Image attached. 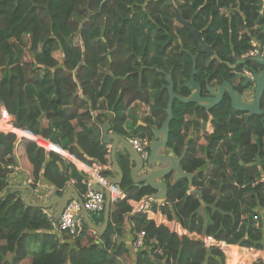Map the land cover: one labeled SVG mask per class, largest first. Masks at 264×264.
Instances as JSON below:
<instances>
[{
    "label": "trees",
    "instance_id": "1",
    "mask_svg": "<svg viewBox=\"0 0 264 264\" xmlns=\"http://www.w3.org/2000/svg\"><path fill=\"white\" fill-rule=\"evenodd\" d=\"M177 11L213 51L197 60L195 78L204 94L215 81L236 83L230 66L238 72L258 69L252 60L239 62L253 49L252 38L264 47V0H0V120L9 118L15 128L49 140L82 160L86 156L110 166L108 149L95 133L103 125L95 114L102 101L118 113L113 129L123 133L126 112L137 101L166 119V75L172 76L176 93L191 94L184 85L190 80L192 56L199 46L192 33L177 23ZM237 83L236 89L244 93L243 83ZM173 112L169 148L179 157L187 151L183 168L198 172L193 183L203 197L189 194L186 179L169 186V199L161 211L169 221L181 224L183 236L157 225L143 212L135 215V233L147 235L135 264H227L223 243L233 246L229 248L233 252L239 250L235 246L255 255L264 252V182L253 186L264 176L262 117L234 110L226 96L210 111L214 133L188 142L183 132L186 117L207 120L209 114L178 100ZM135 137L152 140L153 132L145 129ZM16 142L14 133L0 132V264L130 262L126 244L110 246L123 236V215L131 213L128 200L139 202L155 190L135 186L123 160L126 198L113 202V222L102 242L93 240L85 225L78 248H71L53 233L44 209L26 206L14 190L4 194L9 173L1 167L15 165V150L31 166L34 188L41 174L60 189L66 183L59 172L58 154H47L24 138ZM208 161L212 167L202 169ZM158 249L162 254L156 253ZM231 256L237 264V255ZM252 264H264V259L258 257Z\"/></svg>",
    "mask_w": 264,
    "mask_h": 264
},
{
    "label": "crops",
    "instance_id": "2",
    "mask_svg": "<svg viewBox=\"0 0 264 264\" xmlns=\"http://www.w3.org/2000/svg\"><path fill=\"white\" fill-rule=\"evenodd\" d=\"M225 13V12H224ZM178 23V22H177ZM233 72H238L233 70ZM239 82L236 80V83ZM235 83V84H236ZM221 83L218 81L213 82L212 86H219ZM234 84V85H235ZM238 84V83H237ZM236 84V85H237ZM248 92V91H247ZM97 116L101 117L103 121V125H99L95 129V133L99 134V138H101V141L103 145L106 146L109 152L110 160H111V165L110 166H103L99 162H94L95 160L89 158V157H84V159H80L76 155H72L67 149H64L63 147L53 144L49 140H46L42 137L37 136L39 139H42L46 141V146L47 148H44V150L49 154V152L53 151L56 154H58L61 158L62 161L60 162L59 165V172L62 174V176L65 177L66 183L63 189H60L59 187L55 186L53 183L50 181L46 180L44 177V174H41V177L39 178V181L36 183V188L33 187V177L31 175V166L26 162V160L22 159L21 155L17 150H15L12 158L15 162V165H13L15 168L13 170L8 169L9 165H2L1 169L2 170H7L9 173V176L7 178V182L9 183V188L8 190H14L19 193V195L24 199L25 202V197L28 198L30 194V190L27 188L28 185L32 186L35 190V193L32 195L31 198V203L32 204H39V205H49L51 202L55 203L54 205H51L49 209H44L45 213L47 214L48 218L52 221L54 230L53 233L56 234L59 238V241L62 243H67L70 244L71 248H78V242L77 240L82 236L78 237L77 239H72L70 236H68L66 233L61 232L58 229L59 221L57 220L58 213L61 210V202H59V199H63L66 197L67 192L72 189L71 195H70V202L73 200H78L79 197L83 200L85 197L86 193L88 192V187L83 183L85 179V172L89 170V166L93 165L94 163H99L100 165L103 166V175L105 176L104 182L99 184L98 181L93 180L94 186L92 187L93 190L99 191V190H105L111 188V186H116L115 184H110L108 178H116L119 176L117 172H115L114 169V159H113V149H112V144H104L103 139H104V125L109 124L111 126L110 134H117L125 137L129 141L135 137L136 134H142L145 133V129H148L149 131L151 130L152 132L159 130L162 126V123L165 121L162 120L161 115H155L153 114V111L151 107L144 102L137 101L131 105L129 110L126 112L127 120L126 123L122 126V132H118L113 129V122H116V118L118 116V113L114 111V109H110V107L107 104V101L104 100L101 102V105L99 106L98 110L95 113ZM208 119L204 120L202 116H197V115H190L186 117V122L188 123L185 128H184V133L187 135V141L189 142L191 139L193 140H200L203 138L205 135H210L214 133L215 128L213 125V117L208 113ZM101 115V116H100ZM193 123V124H192ZM191 124V125H190ZM74 125H77L76 122H74ZM117 125V122H116ZM120 127H118L119 129ZM1 130H6L3 133H14L17 136V142L22 139L23 135H28V131H24L21 129H17L13 126L12 122H10L9 118L5 120H0V131ZM30 133V132H29ZM154 137V134H153ZM26 139V137L24 138ZM27 140V139H26ZM154 139L151 140V143L153 142ZM33 143L37 142L30 141ZM41 147L40 145H38ZM43 148V147H41ZM167 152L174 153L177 158H179L178 155H176L175 151L171 148H168ZM187 153V151H185ZM184 152V153H185ZM82 153V152H81ZM183 156V155H182ZM201 156V155H200ZM116 162L119 164L120 168L123 171L122 164L123 160L126 162V164L129 166L131 173L133 169L135 168V163L132 161L130 156L127 154L124 145L120 142L118 147H117V152L114 156ZM202 158H205V155H202ZM47 159H49V155H47ZM184 161V159H183ZM182 161V165H183ZM202 169L208 170L209 168L212 167V164L208 161ZM153 169H156V167H153ZM201 169V170H202ZM108 171V174L106 175V172ZM124 173V172H123ZM146 174V171H143L140 173L138 177H142ZM198 174V172H196ZM196 173L194 174L193 181L196 179ZM176 174H173L172 177L168 178L166 180L169 185H174L176 181L174 180ZM132 180V177H131ZM187 180V179H186ZM162 181V180H161ZM133 182V180H132ZM188 182V187H189V181ZM134 184V182H133ZM135 185V184H134ZM85 186V187H84ZM122 186V185H121ZM136 186V185H135ZM119 189V188H118ZM7 190V191H8ZM75 190V191H74ZM189 194L190 193H196L197 190L196 186H193L192 188L189 187ZM123 192V190H121ZM124 193V192H123ZM157 193L155 191L151 196L144 197L141 201H134V200H128V204L131 207V213L126 215L124 214V228L122 231V238L118 237L117 241L115 240V243H113L110 247L116 248L118 243H124L127 245L131 252V261L126 262L124 264H135L136 262V253L139 252V250L134 248V238L138 232L135 233V221L134 217L138 213L143 212L142 209V204L145 200L148 198H153L152 201V213L153 214H148L144 213L149 220L152 218L156 220L157 225H164L168 228H170L171 231L179 233L180 236H183L185 232L183 231V228L181 224L177 220L169 221L167 217H165L161 211V206H164L167 202L168 199L165 203H161L157 198H154L153 196ZM203 193V192H202ZM197 194V193H196ZM79 196V197H78ZM199 196V195H198ZM203 197V195H202ZM202 197L199 196V198L202 200ZM57 199V200H56ZM113 204V203H112ZM156 206V207H155ZM206 208V204L202 201V209ZM255 212H259L258 209L255 210ZM111 218L110 222L108 224H111L113 222L112 220V215H113V209L111 207ZM90 218L93 220V224L99 228L100 231L92 230L89 228L88 224L86 223L85 219L83 218L84 222V227L85 225L88 226L90 231H92V236L93 240L95 239L97 243L102 242L103 235L107 231L108 227L102 231L103 226L105 225V212L102 213H89ZM195 236V235H193ZM69 237V238H68ZM68 238V239H67ZM85 239L82 240V244H86ZM117 242V243H116ZM228 246V245H227ZM233 247V246H232ZM238 247L239 249H243L242 247ZM246 252H249L247 249L245 250ZM238 255V252H237ZM255 255V254H254ZM258 255H256L257 257ZM253 260H250L249 264H252Z\"/></svg>",
    "mask_w": 264,
    "mask_h": 264
},
{
    "label": "water",
    "instance_id": "3",
    "mask_svg": "<svg viewBox=\"0 0 264 264\" xmlns=\"http://www.w3.org/2000/svg\"><path fill=\"white\" fill-rule=\"evenodd\" d=\"M178 24L184 26L187 30H189L195 38L196 43L199 46V52L192 56L193 60V68L191 72L190 80L185 83V88H187L191 94L188 97H184L176 93L175 83L171 75H166V83L164 86L165 89L168 90L169 101L166 109L167 117L165 121L162 123V126L159 130L153 132V142L150 144L149 150V158L145 160L142 158L132 147L130 141L125 137L117 134H110L111 126L109 124L104 125V144H112L113 149V159H114V171L119 174L118 177L108 178L110 184H115L118 186L119 190H122V182L124 179V173L120 168L119 164L116 162L114 156L117 152V147L121 142L127 154L130 156L132 161L135 163V168L131 173L132 180L136 186L139 188L150 187L153 190L157 191V193L153 196L157 198L161 203H165L169 197V183L166 181L168 178L172 177L173 174H176L174 180L177 182L179 180L187 179L189 181V187L193 186V178L194 174L185 172L182 161L186 156V152L183 156L177 158L174 153L167 152L169 148V140H170V123L174 119L173 112V104L175 100L182 102L184 104H195L197 107H201L205 109L207 113H210L212 109L217 107L222 103L224 98L228 96L231 100V106L234 110L238 112L247 113L248 117L259 116L262 117L261 122L264 124V108H262V101L264 99V58L260 56L256 57L252 61L256 63L258 69L255 70L251 68L255 72L254 78H250L244 75L242 72H234L236 80L239 83H243L245 88L244 93H241L236 89V86L231 82L223 80L219 86H212L213 83L208 84L206 86L207 93H203V87L201 83L196 81L197 74V60L200 54H208L212 55L213 51L211 48L205 43L202 38L201 33L196 32L191 23L185 21L181 13L177 11L176 13ZM239 63L244 64L245 61H240ZM231 69H235V66H230ZM164 73L163 71H160ZM247 91H251L253 94V98L250 101L244 99V94ZM246 92V93H245ZM156 167V169H153ZM146 171V174L142 177H138L140 173ZM162 180V181H161ZM10 188V187H9ZM7 188V190L9 189ZM27 188L30 190L29 197H25V204L28 207H39L42 209H49L51 205L55 203L51 202L49 205H39L32 204L31 198L35 193V190L32 186L28 185ZM5 190L4 194L7 193ZM73 191L70 189L67 192V195L63 199H59L61 202V210L58 213L57 220L60 222L64 209L70 202V193ZM75 191V190H74ZM200 197H202V191L196 192ZM79 197V196H78ZM57 200V199H56ZM78 201L83 205V200L79 197ZM112 198L111 192L109 189H106V207H105V225L102 228V231L108 227L111 218V207H112ZM81 216L85 219L89 228L92 230L100 231L98 227H96L93 223V220L89 216V212H87L84 208L82 210Z\"/></svg>",
    "mask_w": 264,
    "mask_h": 264
},
{
    "label": "built area",
    "instance_id": "4",
    "mask_svg": "<svg viewBox=\"0 0 264 264\" xmlns=\"http://www.w3.org/2000/svg\"><path fill=\"white\" fill-rule=\"evenodd\" d=\"M225 13L228 14L229 11L224 10ZM251 44L253 46V49L250 53L244 55L242 57V60L244 61L249 59L253 60L256 57L260 56L261 58H264V47H261L259 42L252 38ZM242 73H244L245 76L254 78L255 72L251 70V68H245ZM6 131V130H4ZM1 130L0 132H4ZM28 135H23L22 138H25L29 141L37 142L38 145H40L43 148L46 145V141L39 139L37 136H35L32 133L27 132ZM130 143L134 150L145 160H148L149 158V146L151 144V140L148 138H141V137H133L130 140ZM15 167L13 165H9L8 169L13 170ZM103 166L99 163H94L93 165L89 166V170L85 172V179L84 184L88 187V192L86 193L85 197L83 198V205L78 200H73L68 203L66 208L63 211L61 221L59 222L58 229L61 232L66 233L68 236H70L72 239H77L83 234L84 230V222L83 218L81 216L83 208L89 212V213H102L105 211L106 207V191L105 190H99L95 191L92 189L94 186L93 180L98 181L99 184L104 182L105 176L103 175ZM258 182H264V176H262L260 179H258L253 186L256 185ZM111 192V198L112 201H118L120 199H125V194L119 190L116 186H111L110 188ZM152 201L153 198H148L145 200L142 204V211L144 213L153 214L152 213ZM260 226H258L259 228ZM146 232L140 231L136 234L134 238V248L137 250L143 249L146 246ZM213 243V241H212ZM224 244V243H223ZM156 253L162 254L161 250H156Z\"/></svg>",
    "mask_w": 264,
    "mask_h": 264
},
{
    "label": "rangeland",
    "instance_id": "5",
    "mask_svg": "<svg viewBox=\"0 0 264 264\" xmlns=\"http://www.w3.org/2000/svg\"><path fill=\"white\" fill-rule=\"evenodd\" d=\"M252 98H253V95L251 94L250 91H248L246 94H244L245 100L250 101V100H252ZM220 246L226 254L227 261H228L227 264H233V258L231 256V254L235 253L237 255V252H238V255L236 256V259L237 258L239 259V262L237 264H249L250 260H253L252 262H255V260L258 259V257H259V259L260 258L264 259V252H259V254H257L258 256L256 257V255H254V253L251 252L253 250H248L249 252H246L245 251L246 249L243 250L241 248L240 249L238 248L239 249L238 251L233 252L230 250L232 247L231 245L227 246V244H220ZM28 262H30V260L27 261L26 264H28Z\"/></svg>",
    "mask_w": 264,
    "mask_h": 264
},
{
    "label": "flooded vegetation",
    "instance_id": "6",
    "mask_svg": "<svg viewBox=\"0 0 264 264\" xmlns=\"http://www.w3.org/2000/svg\"><path fill=\"white\" fill-rule=\"evenodd\" d=\"M251 92V91H250ZM246 93V92H245ZM251 94H252V92H251ZM253 95V94H252Z\"/></svg>",
    "mask_w": 264,
    "mask_h": 264
}]
</instances>
